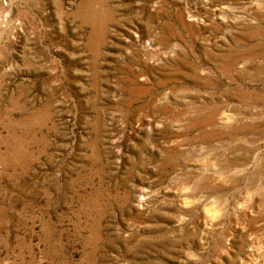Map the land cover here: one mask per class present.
I'll list each match as a JSON object with an SVG mask.
<instances>
[{
  "label": "rangeland",
  "instance_id": "rangeland-1",
  "mask_svg": "<svg viewBox=\"0 0 264 264\" xmlns=\"http://www.w3.org/2000/svg\"><path fill=\"white\" fill-rule=\"evenodd\" d=\"M0 264H264V0H0Z\"/></svg>",
  "mask_w": 264,
  "mask_h": 264
}]
</instances>
